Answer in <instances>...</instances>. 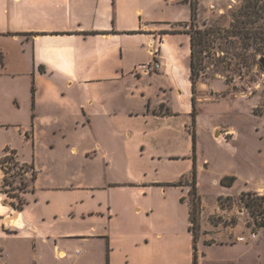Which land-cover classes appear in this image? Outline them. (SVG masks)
Listing matches in <instances>:
<instances>
[{"label":"crops","instance_id":"0c3cea01","mask_svg":"<svg viewBox=\"0 0 264 264\" xmlns=\"http://www.w3.org/2000/svg\"><path fill=\"white\" fill-rule=\"evenodd\" d=\"M186 14L182 22L187 23L190 11ZM143 15L137 0H0V159L13 150L35 171L20 209L7 198L0 176V264H118L129 254L120 249L126 239L134 246L131 264H193L188 183L174 185L169 197L171 205H179L176 231L128 237L110 225L121 214L118 196L96 187L102 178L118 182L104 170L145 177L180 160L182 168L159 184L167 196L164 184L188 178L195 161L201 205L197 264H264L261 232L251 238L249 230L212 220L231 213L220 206L219 196L256 191L264 178L237 194L230 191L234 185L221 184L209 205L198 180L200 120L196 113L193 123L189 105L190 35L183 31L188 26L181 27L179 18L150 26L141 23ZM140 34L142 42L136 38ZM157 40L160 70L136 75L135 65L152 59L148 44ZM174 41L185 43L186 55L177 52ZM180 69L191 89L185 100L183 91L173 88ZM144 81L148 85L140 86ZM162 89L151 105L152 95ZM216 131V137L228 138L232 130ZM153 210L149 207L146 216Z\"/></svg>","mask_w":264,"mask_h":264},{"label":"rangeland","instance_id":"374dc122","mask_svg":"<svg viewBox=\"0 0 264 264\" xmlns=\"http://www.w3.org/2000/svg\"><path fill=\"white\" fill-rule=\"evenodd\" d=\"M167 1L169 2L137 0V5L144 11L141 23L151 26L156 24L154 21H164L162 24H167L174 18H179V22H182L187 17L186 13L190 11L188 1H193L197 4V25L201 29L209 27L226 29L230 25L232 13L243 2V0H179L171 5L166 3ZM136 19L139 22L140 15ZM144 33L143 31L142 34ZM221 33H224V30ZM142 34L136 37L140 42L143 41L140 39ZM174 43L177 52L183 53L184 50L186 55L188 48L185 47V43L184 46L178 41ZM259 45L246 47L239 39L228 37L227 40L215 38L203 51L197 46L195 66L199 76L195 82L194 102L185 71L182 72L180 69L173 80V88L183 91L184 100L190 94L189 105L195 109L200 120L197 139L200 144L202 169L198 180L209 205L216 193L223 189L220 180L225 176L235 178L232 183L234 186L230 190L233 194H237L244 186L255 187L264 178V69L259 62V58L264 56V47L257 49ZM169 49V46L165 49L167 56L171 55ZM144 54L142 50L141 56ZM147 60L149 61V58ZM148 83L141 82L140 86ZM163 92V89L158 90L152 95L151 105L163 95ZM157 127L160 128L159 123ZM217 127L232 130L231 136L216 137ZM182 163L183 160H180L175 163L174 168L167 170L151 171L145 168L146 172L149 170L145 177L126 171L114 173L113 170H104L109 179H117L118 182L110 184L102 178L96 187L100 190H110L118 196L121 203L120 217L110 223L112 232H123L128 237L134 232L148 230L176 231L179 205L175 203L173 206L169 201L174 185L164 184L169 191V194L164 196L163 187L159 183H166V179L171 178L177 169L182 168ZM153 179L159 180L152 181ZM188 181H191L190 177ZM219 197L220 206L227 208L231 213L227 217L214 215L212 220L220 221L223 226L238 225L244 232H248L247 230L261 232L260 238L264 243V227L258 225V222L264 219V215L252 217L249 209L238 197H231L230 200H219ZM149 207H153L154 210L148 217L145 212ZM137 208L145 215H138ZM199 208L201 209V205ZM121 245L122 252L125 249L129 254L127 257H120L118 264H131L134 260L133 242L126 239Z\"/></svg>","mask_w":264,"mask_h":264},{"label":"trees","instance_id":"16d2710c","mask_svg":"<svg viewBox=\"0 0 264 264\" xmlns=\"http://www.w3.org/2000/svg\"><path fill=\"white\" fill-rule=\"evenodd\" d=\"M190 6V19L186 22L178 23L183 27L188 26L187 29L183 31L189 33L190 35V80L192 84V100H195V82L199 76L198 70L195 66V56H196V47L200 46V51H203L204 48L208 45L210 41H213L215 38L228 39V37H235L240 40L242 44H245L246 47L256 46L260 44L257 49L264 47V0H243L239 8L232 13V19L230 25L226 29H214V28H204L201 29L197 25V4L193 1H188ZM224 30V33L221 31ZM179 31V29H172L171 32ZM181 31V30H180ZM196 111L193 108L192 117L193 123L195 122ZM193 141L195 146V133L193 132ZM35 177V171L33 173L32 180ZM191 178V181H188V178ZM187 178L186 175H182L177 181L171 183V185H183L188 183L190 185L189 196H190V230L193 233L194 240V260L193 264H197L196 256V239L199 234V215H200V199L197 195L196 190V165L195 161L193 163L192 170ZM235 178L233 176H225L221 178L220 183L223 185L230 186L232 185ZM6 184H10L8 179L3 180V191L10 198H16L18 202L14 200L11 201L12 205L16 209H20L25 200L16 193H12L13 188L9 190L5 188ZM192 196V197H191ZM196 196V197H195ZM239 200L243 205L249 209L250 215L254 218L257 216L264 215V196L256 195V192L253 191H243L238 196ZM227 199L230 200V196H220L219 200ZM260 227H264V219L258 222Z\"/></svg>","mask_w":264,"mask_h":264},{"label":"built area","instance_id":"2783aa9c","mask_svg":"<svg viewBox=\"0 0 264 264\" xmlns=\"http://www.w3.org/2000/svg\"><path fill=\"white\" fill-rule=\"evenodd\" d=\"M159 46L160 40L152 41L148 44V53L152 56V59L137 63L133 70L136 75H150L160 70L161 63L158 59ZM33 173V166L17 160L13 150H7L4 157L0 159V176L3 180L8 179L10 181V184H6L5 188L8 190L13 188L11 192L18 194L20 197H22L21 194L23 192L30 188ZM255 192L258 196H264V187ZM11 199L18 202L16 198ZM250 237L255 238L256 232L251 231ZM238 239L243 240L245 237L240 236Z\"/></svg>","mask_w":264,"mask_h":264},{"label":"water","instance_id":"95a60500","mask_svg":"<svg viewBox=\"0 0 264 264\" xmlns=\"http://www.w3.org/2000/svg\"><path fill=\"white\" fill-rule=\"evenodd\" d=\"M259 62H260V64L262 65V67H263V69H264V56H261V57L259 58Z\"/></svg>","mask_w":264,"mask_h":264}]
</instances>
